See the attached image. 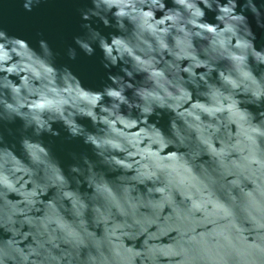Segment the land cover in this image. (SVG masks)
<instances>
[{
	"label": "clouds",
	"instance_id": "clouds-1",
	"mask_svg": "<svg viewBox=\"0 0 264 264\" xmlns=\"http://www.w3.org/2000/svg\"><path fill=\"white\" fill-rule=\"evenodd\" d=\"M90 4L73 40L102 53L99 90L0 5V124L22 122V156L0 132V264H264V43L246 14L264 30V0ZM55 125L95 159L66 172Z\"/></svg>",
	"mask_w": 264,
	"mask_h": 264
},
{
	"label": "water",
	"instance_id": "water-1",
	"mask_svg": "<svg viewBox=\"0 0 264 264\" xmlns=\"http://www.w3.org/2000/svg\"><path fill=\"white\" fill-rule=\"evenodd\" d=\"M240 2L243 3L244 0H240ZM260 2L261 0H257L258 4ZM0 5L3 6V26L10 34L28 40L34 48H38V40L45 39L53 51L60 54L56 57V63L70 67L86 88L99 90L108 82V70L102 66V53L99 48H97L94 56L88 57L74 44L73 40V37L84 34V30L81 28L83 21L79 10L91 6L90 0H46L33 13H23L16 0H0ZM246 14L249 16L250 23L257 35L256 46L259 48L264 43V30L256 27L251 13ZM212 18L213 14L209 13L208 19L211 21ZM99 28L104 35H108L109 32L113 31L104 28L102 25H99ZM69 46L77 48L78 56L75 61L67 58L66 50ZM111 71L116 73L118 69L113 68ZM253 110L255 111V109ZM81 123L90 127V122L87 120H83ZM21 126L22 122L19 120L12 124H0V132L3 133L6 144L10 147L15 144L14 150L18 156H22L19 145L22 134ZM160 126L167 131V114L160 121ZM54 127L60 128L61 136L51 137L45 135L43 139L50 147L53 155L61 162L66 172L67 166L75 162L72 159V153H76L78 156L87 153L92 159H95L92 156L91 149L85 146L81 140H67L65 139L67 133L64 132L61 126L55 125ZM8 129L12 130L11 134H9ZM27 134L31 135V132L29 131Z\"/></svg>",
	"mask_w": 264,
	"mask_h": 264
}]
</instances>
